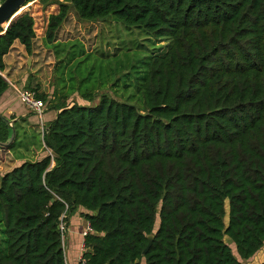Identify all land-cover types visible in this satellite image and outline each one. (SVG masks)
<instances>
[{
  "label": "trees",
  "instance_id": "16d2710c",
  "mask_svg": "<svg viewBox=\"0 0 264 264\" xmlns=\"http://www.w3.org/2000/svg\"><path fill=\"white\" fill-rule=\"evenodd\" d=\"M40 1L56 6L44 36L55 73L72 10L141 28L162 47L117 69L105 56L100 83L75 69L52 93L30 87L57 116L44 156L0 176V264H69L78 214L92 228L87 264H244L262 252L264 0ZM0 32L3 71L16 40L33 53L35 19L24 11ZM76 43L64 61L81 65L94 51ZM8 87L0 74V96ZM11 134L0 115L1 147Z\"/></svg>",
  "mask_w": 264,
  "mask_h": 264
},
{
  "label": "rangeland",
  "instance_id": "374dc122",
  "mask_svg": "<svg viewBox=\"0 0 264 264\" xmlns=\"http://www.w3.org/2000/svg\"><path fill=\"white\" fill-rule=\"evenodd\" d=\"M26 7V8H25ZM24 8V9H23ZM22 9L24 11H28L35 19V29H37L36 33H39V36H42V29L45 27L46 22H48V17L52 12L56 11L55 5H44L40 0H35L27 5H25ZM47 28V27H46ZM41 29V30H40ZM59 38L62 40L61 43L65 42L68 45H61L60 60L63 62L60 63V66L57 68L55 73V68L59 64L55 50L52 47V50L45 51V59L43 62L52 61L49 65H46L48 68L47 73L43 75V84L41 85L44 88V92H51L53 91L54 83L56 78L61 77V73H65L66 76L71 73V71L78 72L79 70L82 71L81 76L83 78L87 77L90 71H94V75L92 79L88 82V84L92 81L93 83H100V72L103 71V67L105 64L103 63L104 59L108 62V56L111 58L110 63L114 65V68L117 69L122 65H125L129 55L133 57V60H137L142 56H146L151 54L154 51H158L161 49V43L156 41L155 39H149L146 33L138 27L128 26L120 21L114 20L112 18H107L103 21H86L80 19L76 12L72 10L71 14L69 15L67 21L62 26L59 32ZM76 42H81L84 45V48L87 51H94L90 54V58L88 60H84V62L79 65L80 60L83 58L78 57L73 62L64 61V58L70 54L71 57L72 53L77 46ZM75 43L74 46H71ZM38 47V46H37ZM52 51V53H51ZM87 67L89 70H87ZM74 72L75 77H77L78 73ZM123 73L118 74L115 78H106L104 80V85L112 81H116L117 79H121ZM106 75L103 76L105 78ZM124 80V79H123ZM57 82V81H56ZM63 83V82H60ZM124 83V82H123ZM75 100H80L78 96H74ZM37 114V113H34ZM38 115V114H37ZM37 138V131L34 128H27L24 130H17V144L14 145V150L16 153L20 150L21 152L26 153L30 159L32 156L31 146L34 144L33 141ZM40 138V136H39ZM10 141V140H9ZM8 143V142H7ZM3 147V148H2ZM0 147V161L1 164L6 161L7 149L9 148V144ZM23 154V153H22ZM15 155V153H14ZM13 157V156H9ZM10 163V160L7 159ZM8 168V164L5 163L0 167V176ZM65 227V222H64ZM72 233V232H71ZM71 233L68 237L66 236V253L68 252V256L72 251L71 242L69 247L67 246L68 240L71 237ZM233 245V243H232ZM68 248V250H67ZM264 251V249L262 250Z\"/></svg>",
  "mask_w": 264,
  "mask_h": 264
},
{
  "label": "crops",
  "instance_id": "0c3cea01",
  "mask_svg": "<svg viewBox=\"0 0 264 264\" xmlns=\"http://www.w3.org/2000/svg\"><path fill=\"white\" fill-rule=\"evenodd\" d=\"M47 23L48 22H46L45 27L41 31L42 36H39V33H36V38L34 39L33 45V53L31 55L28 54L25 46L20 43V41L16 40L8 54H6L3 58L5 69L3 71L0 70V74L3 75L9 82V87L0 96V115L4 116L9 120V122L12 123V125H10L12 127V136L10 141L7 143V145L9 144V148L7 149L8 155H6V161L2 163L3 165L7 163L8 168H6L3 173L9 171L23 161H37L42 158V156H44L45 152L47 151V147L44 142L43 128H46L49 122L55 120L57 111L54 109H48L47 101L44 102L46 105L45 113L42 116L39 114H34L35 112L29 109L22 102L20 97V92L23 90H32L30 87L39 86V91L44 92V88L41 86L43 84V75L47 73L48 70L46 65H49L50 62H52H43L45 59L44 52L52 50L51 47H48L44 43ZM60 29L58 31V40L62 41L59 38ZM30 127L36 129L37 131V138L33 141L34 144L31 146V159L26 153L21 152L20 150L18 153H16L14 150V145L15 143L17 144V130L25 131V129ZM7 159L10 160V163L7 161ZM2 164L0 161V167ZM71 224L73 230L72 232L74 233L75 238H72L70 241L72 251L68 256V260L69 264H78L79 257L81 256L80 252L83 248V244L81 243L83 241L82 231L88 226L89 223L82 219L78 214L75 216V218L71 217ZM263 260L264 251L259 252L252 259L245 261L244 264H259Z\"/></svg>",
  "mask_w": 264,
  "mask_h": 264
},
{
  "label": "water",
  "instance_id": "95a60500",
  "mask_svg": "<svg viewBox=\"0 0 264 264\" xmlns=\"http://www.w3.org/2000/svg\"><path fill=\"white\" fill-rule=\"evenodd\" d=\"M26 2L27 0H4V2L0 6V28H4V26L6 25V28H5L6 30L8 26L13 22V20L19 14H21ZM9 125H12V123L9 122ZM3 145H7V143ZM148 239H149V243L146 249L144 250V253H147L149 248L151 247L153 239H154V235L150 234L148 236Z\"/></svg>",
  "mask_w": 264,
  "mask_h": 264
},
{
  "label": "built area",
  "instance_id": "2783aa9c",
  "mask_svg": "<svg viewBox=\"0 0 264 264\" xmlns=\"http://www.w3.org/2000/svg\"><path fill=\"white\" fill-rule=\"evenodd\" d=\"M4 0H0V6ZM6 28V25L4 26V30ZM3 32H0L2 34ZM20 97L22 102L32 111L42 116L45 113L46 105L45 103L37 97V94L33 90H23L20 92ZM46 128H43V133L45 134ZM61 228L64 230V223H62ZM92 228L90 227V224L86 227V229L83 231V235H86L88 232H90ZM65 231V230H64ZM79 264H87L86 260L82 258V255L79 257Z\"/></svg>",
  "mask_w": 264,
  "mask_h": 264
}]
</instances>
